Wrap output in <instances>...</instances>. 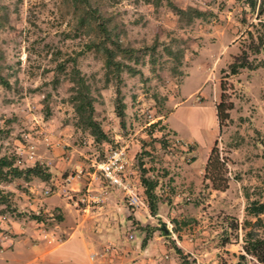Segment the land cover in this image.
Listing matches in <instances>:
<instances>
[{
    "label": "rangeland",
    "instance_id": "374dc122",
    "mask_svg": "<svg viewBox=\"0 0 264 264\" xmlns=\"http://www.w3.org/2000/svg\"><path fill=\"white\" fill-rule=\"evenodd\" d=\"M169 1L201 13L179 18L168 0H88L94 19L70 0H0V74L7 82H0V155L19 167L37 161L49 172L46 179L0 182L10 204L0 219L29 220L32 230L56 232L54 241L80 220L101 238L100 214L91 213L108 202L120 238L98 239L97 249L136 250L145 237L147 264H260L242 243L246 230L264 237V212L245 209L264 202V46L250 48L264 36L256 24L264 20V0L260 12L259 0L253 8L244 0ZM96 21L117 65L103 64ZM242 49L258 64L231 73L228 63ZM72 67L94 98L93 117L105 133L100 141L76 125ZM115 96L123 102L122 121ZM220 99L227 116L218 121ZM116 145L125 148L136 183L140 173L156 180L155 214L146 202L129 207L99 176L96 163ZM212 146L222 163L213 173L221 188L204 170ZM39 251L29 246L0 264L42 261Z\"/></svg>",
    "mask_w": 264,
    "mask_h": 264
},
{
    "label": "trees",
    "instance_id": "16d2710c",
    "mask_svg": "<svg viewBox=\"0 0 264 264\" xmlns=\"http://www.w3.org/2000/svg\"><path fill=\"white\" fill-rule=\"evenodd\" d=\"M72 3L80 5L84 11H87L91 17H97L95 16V9L91 8L89 10H86L87 8H90V5L88 3V0H70ZM247 5L250 8H253L256 1L255 0H244ZM171 9L175 12V14L181 18L182 16L187 17H193L201 13L200 10L187 6L185 8L176 6L172 4L169 0L167 2ZM257 7L259 8L258 12L261 11L262 2L259 0L257 3ZM96 27L99 30V39L101 42V51L103 53V64L105 67H109L112 64H118L117 61L113 60V51L110 47H108L105 43V40L108 38L105 31V26L101 21H96ZM257 25L261 26L262 30L264 31V20L258 19L256 22ZM258 42L257 44L251 46V50L253 52H258L260 49L264 46V36L260 37V34L257 35ZM94 43V42H92ZM89 46V44H87ZM117 48H120L118 44H115ZM123 51L126 50V48H121ZM264 53V49L262 51ZM258 63H253L248 59L247 54L244 49L241 50L240 54H237L233 57V59L228 63L229 71L231 73L236 72L239 67H248L253 68ZM264 65V64H262ZM0 82L3 85H6V81L2 78L0 74ZM70 85H69V100L71 102L72 108L74 110V113L76 115V125L80 126L81 128L87 129L89 134L93 137L94 140L100 141L101 139L105 138V133L102 131V129L99 126V123L94 119L93 117V96L90 94L89 86L84 81L83 76L79 74V70L72 67L71 69V77H70ZM114 111L117 115L119 121H122L123 116V102L121 101L119 96H115L114 102ZM227 106L223 104L222 99H220L215 104V113L217 116L218 121L220 118H225L227 116L226 112ZM222 164L219 160L217 153L214 151L213 146L210 148L205 165L204 170L208 173L209 178L212 181V185L214 188H221L222 186L215 182V176L214 171L219 170ZM143 169V168H142ZM29 175H35L38 176L41 179H46L49 175V172L43 171V168L39 162H33L32 164L26 165L24 167H19L15 164H13L12 158L1 154L0 155V182L7 181L12 177L22 176L23 178L28 177ZM138 187L140 188V193L143 197V201L146 202L148 211L150 214L156 213V202L158 200V197L156 193L154 192V188L156 186V180L149 178L148 176H144L143 173L139 174L138 177ZM7 192H5L0 187V214H3L4 212H7L10 204L9 200H7ZM129 205V204H128ZM130 207V205H129ZM12 209V208H11ZM247 213L257 216L259 213L264 212V202L255 201L251 202L250 204L246 205L245 207ZM32 219L36 221H41L42 216L40 214H34L31 213L29 215ZM61 214L59 212L55 213V219L60 220ZM129 218V215L127 216ZM2 229L0 228V231ZM162 233L164 230L161 228ZM146 238L143 237L141 239L140 244L143 246L145 245ZM176 253L181 256L182 251L179 247L173 246ZM242 248L246 254H250L253 256L257 262L260 264H264V237L257 235L255 233H252L250 230H246L243 233V243ZM240 258H244L243 254H239ZM180 264H184V262H180ZM232 264H242L240 260H236Z\"/></svg>",
    "mask_w": 264,
    "mask_h": 264
},
{
    "label": "crops",
    "instance_id": "0c3cea01",
    "mask_svg": "<svg viewBox=\"0 0 264 264\" xmlns=\"http://www.w3.org/2000/svg\"><path fill=\"white\" fill-rule=\"evenodd\" d=\"M114 198V196H113ZM114 203V201H112ZM120 205L121 203L118 202ZM103 211L91 213L92 216L95 213H99V223H102L103 228L101 238H98L97 228H94L90 223L87 228L80 226L78 223L73 226H69V230L65 232V235L60 237L57 241H54L56 232H50L49 229L38 227L36 230H32L27 220H19L16 218L0 219V260L6 261L15 251L27 248L29 246H36L40 248L37 257L42 261L25 260L20 264H147L152 259L150 256H146L149 250L147 244L138 249L129 251L123 250V253L116 249H110L101 247L97 249V241L101 239L103 242H114L116 238H120L119 234H114L112 230L113 226V211L111 204L104 202ZM109 205V207H106ZM145 206V204H143ZM135 219H139L135 210L132 211ZM82 214V213H81ZM5 218V219H4ZM94 219V217H93ZM91 222H95L93 220ZM117 221V219H116ZM115 221V222H116ZM127 219V224H128ZM60 227V226H59ZM61 228V227H60ZM6 231L10 235L6 234ZM113 231V233H112ZM53 233V234H52ZM34 235V236H33ZM101 235V234H100ZM32 236V237H31ZM36 236V237H35ZM34 237V238H33ZM32 238V239H31ZM13 255V254H12ZM132 258V261H127Z\"/></svg>",
    "mask_w": 264,
    "mask_h": 264
},
{
    "label": "built area",
    "instance_id": "2783aa9c",
    "mask_svg": "<svg viewBox=\"0 0 264 264\" xmlns=\"http://www.w3.org/2000/svg\"><path fill=\"white\" fill-rule=\"evenodd\" d=\"M31 152L29 157H32ZM96 169L107 186L120 192L127 204H144L138 192L134 169L123 146L109 147L103 158L96 163ZM127 236L130 237L131 235L127 234Z\"/></svg>",
    "mask_w": 264,
    "mask_h": 264
}]
</instances>
